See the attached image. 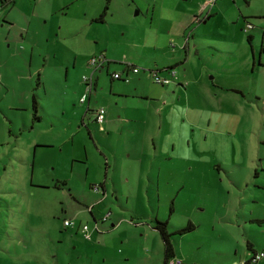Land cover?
Masks as SVG:
<instances>
[{
	"label": "rangeland",
	"instance_id": "obj_1",
	"mask_svg": "<svg viewBox=\"0 0 264 264\" xmlns=\"http://www.w3.org/2000/svg\"><path fill=\"white\" fill-rule=\"evenodd\" d=\"M105 2L103 19L95 18ZM149 5L0 0V264H152L144 254L159 239L154 218L167 220L173 256L184 264H224L245 237L264 238V68L250 70L242 28L245 15L259 35L264 0H215L199 20L202 7L194 12L190 2L185 31L193 38L179 63L171 45L148 47L152 29L123 14L138 17ZM102 46L108 70L93 71L94 88L81 101L88 58ZM125 61L138 70L112 77ZM166 65L185 71L186 97L160 117L141 93L167 84L152 75L153 66L169 73ZM99 105L100 123L92 119ZM150 136L162 142L160 153ZM96 178L105 188L92 189ZM92 202L123 220L106 248L75 241L63 225L64 216L91 220ZM188 220L192 228L174 230Z\"/></svg>",
	"mask_w": 264,
	"mask_h": 264
},
{
	"label": "crops",
	"instance_id": "obj_2",
	"mask_svg": "<svg viewBox=\"0 0 264 264\" xmlns=\"http://www.w3.org/2000/svg\"><path fill=\"white\" fill-rule=\"evenodd\" d=\"M157 1H160L158 4V7L156 6ZM162 2L164 5V0H150V5H149L150 7H147V9L143 13V15H140L138 17H135V13H138L139 10H135L134 14L130 13V12L129 13L124 12L123 14L126 17V19L129 20V22L137 25L140 29H142V28L152 29L153 33L148 34V36H146V38H147V40H149V42L145 43V44L148 45V47H150L152 49L156 48V49L167 50L169 48V45H171L173 47L172 50L175 52V53H173V55L175 54V56H173V61L179 63L182 61L181 58H179V56H178L181 54V52H179V51H181V49H184V51L186 52L187 44H188V42H190V38H193V35L191 33L189 34L186 32L187 31L186 27L190 21L187 19V12H188L187 6L189 5L190 2L195 3V7H194V12H195L197 5L200 3L202 8H200L199 12H197L196 16H194L195 20H199L200 12L202 11V9L206 10V8L203 7V5H205V0H187V1L186 0H167V4H169V6L164 5L163 8L161 7ZM214 2H215V0L211 4V6H209L210 8L207 10L208 13H210L212 11L211 7L213 6ZM180 4H182V5H180ZM105 12H106V10H105ZM105 12L103 13L102 18L100 20L103 19ZM243 17H244L245 21H250V19L247 16L243 15ZM153 23H156L157 27H153L154 26ZM120 25H122V24H120ZM252 25H253V23H252ZM243 26H242V28H243ZM258 30H259V35H256V34L249 32L248 29L244 30V31H246V39L250 45V50L248 53L249 62H250V70H256V69L264 68V58H263V54H264V48H263V46H264V41H263L264 26L258 28ZM247 35H248V38H247ZM254 38L256 39V42H257L255 49L252 45L253 44L252 40ZM194 42L195 41L193 40V43ZM140 45L143 47L142 44H140ZM104 47L105 46L100 47L99 52H102V54L104 55V57L106 59L102 62L101 65H98L97 67L94 68V70H93L94 72H95V70L100 69L102 66H104V68L106 70H108V63L111 60V58L106 56V53L104 51ZM99 52H97V53H99ZM93 54H96V53L94 52ZM245 60H246V58H243V61H244L243 63H245ZM126 62H128V61L124 62V67L122 69L123 70L122 72L120 70H117V71H120L121 75H125L128 73L129 65L127 67ZM130 63L134 64L133 62H130ZM166 66H168V65H166ZM92 68H93V66L91 67V69ZM156 68L163 69L160 67L153 66V69H156ZM150 69L151 68L149 67L148 70H150ZM114 70L115 69H112L111 71H114ZM167 71H168V69H167ZM161 73L163 75L167 76L169 78V80L167 82H160V83L161 84L167 83V84L164 85V87L163 86H152V89H155V92L154 93L152 92V94H149V92H146L145 90L143 91V93H141L145 97L146 96L151 97V99L155 100L154 105L157 107V109H159L160 117H161V114L165 115L167 110H169L174 105H177L179 103V99L182 98L183 96H185L183 94L184 90L182 89V87H187V85H185V86L183 85V83H182L183 80H181V77L186 74L184 70L180 71V72H177V70H174V78L173 79H170V77H169L171 74L170 71H169V73H167L166 71H164V72L162 71ZM110 78H112V77L110 76ZM95 80H96V74L93 73V88H94ZM216 86L220 87L219 84H217ZM226 88L232 92L238 91L241 94V96H243V97H246V95H247L246 93L243 92L244 88L242 86L230 84L228 87L226 86ZM215 93H217V91ZM89 95H86L85 97H89ZM149 95H152V96H149ZM103 117H104V115H103ZM92 119L95 122H97L94 119V115H93ZM150 139H151V143L154 145V149L156 151L159 150L158 153H160L162 151V142H159V139H157L158 144H155V142H153V138L151 136H150ZM158 147H159V149H158ZM96 179H97L96 182L98 183V185L101 186L99 184V181H102L103 182L102 188H105L104 179L103 178H96ZM96 203H94L95 204L94 206H96ZM92 205H93V202L89 203L87 205V207H89L88 213L91 216V220L84 218L85 219L84 221L87 223L86 232H87L88 236L83 235V231L79 225L80 221L79 222L77 221L74 223L71 230L69 231V233H70L69 236L72 237L77 242L80 241L79 237L83 238L82 241H84L85 239L86 240L89 239L90 242L93 244V247L96 246L95 245L96 243H99V245H101L103 248H106L107 247V241L110 239V236L115 234V231H113V230L116 229L121 224V221H123V220L121 218H119L118 216L111 217L110 216L111 213H110L109 214L110 218H109L108 224L103 223L104 220H106L107 218L101 219L100 218V216H101L100 210L92 208ZM64 217H66V216H64ZM259 217H262V216L255 217V219H259ZM94 221H95V224H94ZM101 231L104 233H102V235L98 234V232H101ZM158 237H159V239H157V237H155V241H154V245L156 246V248L154 250L149 249L151 252L147 251L144 254L150 258L149 261L153 262L152 264H161L162 263V241H161L159 234H158ZM101 241H103V242H101ZM96 249L97 248H95L94 250H96ZM122 249L123 248L121 247V251H122ZM257 249H264V238L260 237V239H257L255 237L249 238L247 236L244 239V247H242L240 252H237L236 248L234 247V249L231 253V256L230 255L227 256L224 264H233L235 262V260L237 261V260H242V259L246 260V262H247L246 264H264V255L262 257L256 259V260L251 259L252 251L257 250ZM94 250H91V251H94ZM122 255L124 256V254H122ZM253 261H255V262H253ZM179 263L184 264V262H181V261ZM173 264H175V263H173Z\"/></svg>",
	"mask_w": 264,
	"mask_h": 264
},
{
	"label": "built area",
	"instance_id": "obj_3",
	"mask_svg": "<svg viewBox=\"0 0 264 264\" xmlns=\"http://www.w3.org/2000/svg\"><path fill=\"white\" fill-rule=\"evenodd\" d=\"M214 0H205V4L208 3L209 6L213 3ZM198 18V17H197ZM252 23L250 21H247L246 24L243 26L244 30H247L249 27H251ZM106 58L104 57V55L102 54V52L96 53V54H92L89 58H88V63L90 65L93 66V68L88 72V73H83L82 74V79L84 82V91L81 93V95L79 96V99L81 101L84 100L85 96L89 94L90 90L92 89L93 86V70L95 67H97L98 65H101L102 62L105 60ZM129 64V67L132 68V70H137V66L134 64H130V62H126V65ZM168 71H170L171 74H174V70L171 68H168ZM110 75L112 77H122L125 75H121L120 71L114 70L111 71ZM152 75L154 77V79L156 81H160V82H167L169 80V78L165 75H160L158 73L157 69H152ZM125 79V77H123ZM103 112H104V108L99 105L98 107H96L95 111H94V119L97 122H101L103 119ZM92 189L97 190L99 188V185L97 182H93L91 184ZM89 208V207H88ZM110 214V210L107 209L105 210L102 215L100 216L101 219H106L108 218ZM75 223L74 219L69 218V217H64L63 218V224L64 225H69V226H73ZM95 224V221H94ZM80 227L83 231V235L84 236H88L87 232H86V228H87V223L85 221L80 222ZM264 255V249H258V250H254L252 251L251 254V259L252 260H256L260 257H262ZM180 258L172 256L170 258H168L166 260V264H173V263H178L180 262ZM244 262H246L245 259L242 260H237L235 261L233 264H244ZM197 264H201V263H197Z\"/></svg>",
	"mask_w": 264,
	"mask_h": 264
},
{
	"label": "trees",
	"instance_id": "obj_4",
	"mask_svg": "<svg viewBox=\"0 0 264 264\" xmlns=\"http://www.w3.org/2000/svg\"><path fill=\"white\" fill-rule=\"evenodd\" d=\"M1 1H3V0H1ZM105 7H106V3H105V5H103V8L101 9L100 13L95 18H98V19L102 18L103 13L105 12ZM247 38H248V35H247ZM130 64H132V63H130ZM128 65H127V67H128ZM164 68H166V70H167L168 68H171V66H165ZM116 78L124 79L121 76L116 77ZM92 88H93V86H92ZM31 105H32L33 110H35L36 101H35L33 95L31 97ZM95 109H94V111H95ZM32 115L36 116L37 114L35 113V111H33ZM99 184L101 185V187L103 186L102 181H99ZM166 224H167L166 219H157V218H154V221L152 223V226L157 230L158 234L160 235L161 241H162V263L161 264H166V260L174 255L173 246H172V243L170 240V233L171 232L166 228ZM193 226H194V224L188 220L183 225L175 227L174 230L178 231V232H182V231H185V230L192 228ZM246 263L247 262H244V264H246Z\"/></svg>",
	"mask_w": 264,
	"mask_h": 264
}]
</instances>
